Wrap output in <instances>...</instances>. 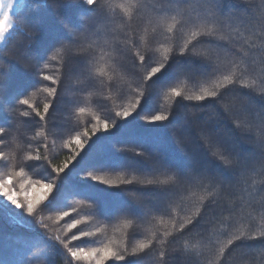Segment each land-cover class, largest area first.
I'll list each match as a JSON object with an SVG mask.
<instances>
[{
	"label": "trees",
	"instance_id": "16d2710c",
	"mask_svg": "<svg viewBox=\"0 0 264 264\" xmlns=\"http://www.w3.org/2000/svg\"><path fill=\"white\" fill-rule=\"evenodd\" d=\"M12 16L0 181L35 210L0 198V264H264V0H20Z\"/></svg>",
	"mask_w": 264,
	"mask_h": 264
},
{
	"label": "snow or ice",
	"instance_id": "6c2138e0",
	"mask_svg": "<svg viewBox=\"0 0 264 264\" xmlns=\"http://www.w3.org/2000/svg\"><path fill=\"white\" fill-rule=\"evenodd\" d=\"M83 2L86 5L92 6L94 5V0H83ZM17 0H0V42L5 41L6 38V34L9 32L10 29L13 28V23H14V18L12 16V11L14 9V6L16 5ZM139 60L141 62H144L146 60V57L141 55L139 56ZM165 65L161 64L157 67H152L151 71L148 73L147 79L151 80L152 77L156 76L157 74L161 73L164 69H165ZM46 79H52L51 77H46ZM49 91L52 94H55L56 89H49ZM173 91L175 92V89H173ZM176 95L179 96V92H176ZM207 95L209 96H215L216 93L215 92H209L207 93ZM197 100H201L204 97L202 96H197L195 97ZM21 104L23 105H27L28 104V100H22ZM48 105H45V112L48 111ZM81 111H83V109H81ZM24 115H28V113H24ZM115 115L117 116H123V117H128L130 115V113L128 111H124L123 113H116ZM166 117L163 115H155L151 117V120L153 122L155 121H163L165 120ZM105 129L108 128L107 123H105ZM4 129L0 128V132H3ZM78 143H80V146L83 147V143L80 142L79 140L77 141ZM73 159H75V157H73ZM65 167H67V164L65 165ZM57 171H62V169H58ZM93 180L98 179L97 177H92ZM11 177L8 178L7 181H0V198H3L5 201H7L11 206H14V208L16 209H24L28 214H32L35 210V204L33 202V200H27L26 204H22L20 202V200L17 198V196L14 194L13 190L11 187H9V185L11 184ZM104 183H108L107 181H105ZM52 185L51 184H47V185H42V188H45L49 191H51L52 189ZM43 195H41L39 198H37L36 202H39V199H42ZM75 239V237H74ZM145 247V245H141V249H143ZM104 257L101 258L100 261L97 262V264H102L103 259H106L109 255H113L116 257L117 260H124L125 257L121 256V255H117L115 253H112L110 249H104ZM73 257H77L78 253L77 252H72L71 253ZM87 256L91 257L93 255H95L94 252L91 253H87Z\"/></svg>",
	"mask_w": 264,
	"mask_h": 264
},
{
	"label": "rangeland",
	"instance_id": "374dc122",
	"mask_svg": "<svg viewBox=\"0 0 264 264\" xmlns=\"http://www.w3.org/2000/svg\"><path fill=\"white\" fill-rule=\"evenodd\" d=\"M20 0H17V3L19 2ZM17 3H16V5L14 6V9H13V11H12V13L15 11V9H16V6H17ZM7 35V34H6ZM2 44V42H0V45ZM1 200L3 201V202H7V201H5L3 198H1ZM8 203V202H7Z\"/></svg>",
	"mask_w": 264,
	"mask_h": 264
}]
</instances>
